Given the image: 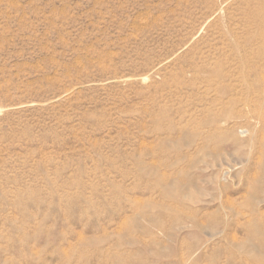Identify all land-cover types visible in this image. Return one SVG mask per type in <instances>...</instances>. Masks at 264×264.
I'll return each instance as SVG.
<instances>
[{
  "label": "rangeland",
  "instance_id": "obj_1",
  "mask_svg": "<svg viewBox=\"0 0 264 264\" xmlns=\"http://www.w3.org/2000/svg\"><path fill=\"white\" fill-rule=\"evenodd\" d=\"M263 99L264 0H0V264H264Z\"/></svg>",
  "mask_w": 264,
  "mask_h": 264
},
{
  "label": "bare ground",
  "instance_id": "obj_2",
  "mask_svg": "<svg viewBox=\"0 0 264 264\" xmlns=\"http://www.w3.org/2000/svg\"><path fill=\"white\" fill-rule=\"evenodd\" d=\"M263 102H264V99H263ZM262 103V102H261ZM217 124H220V121H217L215 118L214 119H211V120H209V121H206L205 123H204V126H206V127H211L212 125H217ZM175 145H177V144H175ZM226 174H223V176H225ZM219 178H222V177H220L219 176ZM223 180V179H222ZM181 189V186H180V184H179V182H177V183H171V184H165L164 185V187H163V191H164V193H165V195H166V197H173L174 195H177V197H178V203L180 202V201H182V202H186V201H190V202H192V201H194L193 199H192V194L190 193V192H184V191H182V190H180ZM193 220V219H192ZM200 222H198V221H194L193 220V224H192V227H194V228H196V229H201L202 228V224H199ZM182 228V227H181ZM184 228V227H183ZM209 237H213V236H215L216 234H218V232L217 231H211V232H209V233H206Z\"/></svg>",
  "mask_w": 264,
  "mask_h": 264
}]
</instances>
